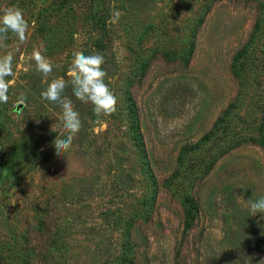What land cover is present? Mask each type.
Listing matches in <instances>:
<instances>
[{"label": "rangeland", "instance_id": "374dc122", "mask_svg": "<svg viewBox=\"0 0 264 264\" xmlns=\"http://www.w3.org/2000/svg\"><path fill=\"white\" fill-rule=\"evenodd\" d=\"M8 8L29 30L0 47L13 53L0 264H260L264 219L246 200L264 196V0H0ZM74 51L103 56L117 106L97 117L67 87L82 127L58 155L62 110L41 92L68 79Z\"/></svg>", "mask_w": 264, "mask_h": 264}, {"label": "clouds", "instance_id": "9594fccd", "mask_svg": "<svg viewBox=\"0 0 264 264\" xmlns=\"http://www.w3.org/2000/svg\"><path fill=\"white\" fill-rule=\"evenodd\" d=\"M29 23L25 20L23 11L19 8H8L0 15V47H6L4 41L8 34H14L21 42L27 38ZM68 69V79L64 77L53 78L41 92L43 100L58 104L61 108L60 119L67 135L65 138L56 136L53 146L58 155L67 152L74 138L80 132L82 122L80 114L75 110L72 99L64 95L65 89L72 88L73 96L84 104H91L97 117L111 116L116 112L117 98L105 82L107 77L103 69L104 58L99 53L85 55L82 51H74ZM31 58L35 61L36 71L47 79L53 72L52 63L34 50ZM13 53L8 52L0 56V101L6 99L8 83L5 77L13 75ZM246 204L252 217L259 215L264 219V196L257 199H248ZM264 264V260L260 261Z\"/></svg>", "mask_w": 264, "mask_h": 264}, {"label": "trees", "instance_id": "16d2710c", "mask_svg": "<svg viewBox=\"0 0 264 264\" xmlns=\"http://www.w3.org/2000/svg\"><path fill=\"white\" fill-rule=\"evenodd\" d=\"M132 127L134 128V130L138 131V125L136 124L135 120H133V122H132ZM136 138L139 139L137 134H136ZM261 144H263V143H261ZM250 233L252 234V233H254V231H252ZM255 242H257V240H255L253 243H255Z\"/></svg>", "mask_w": 264, "mask_h": 264}, {"label": "water", "instance_id": "95a60500", "mask_svg": "<svg viewBox=\"0 0 264 264\" xmlns=\"http://www.w3.org/2000/svg\"><path fill=\"white\" fill-rule=\"evenodd\" d=\"M20 108H21V104H18L16 107H15V111H19L20 110Z\"/></svg>", "mask_w": 264, "mask_h": 264}]
</instances>
